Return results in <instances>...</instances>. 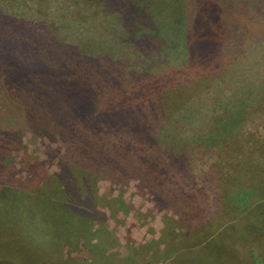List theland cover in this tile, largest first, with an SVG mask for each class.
<instances>
[{"label":"rangeland","instance_id":"rangeland-1","mask_svg":"<svg viewBox=\"0 0 264 264\" xmlns=\"http://www.w3.org/2000/svg\"><path fill=\"white\" fill-rule=\"evenodd\" d=\"M239 47L226 40L216 62L209 57L195 64L185 62L182 46L113 58L117 72L106 98L119 91L131 104L153 107L158 121L170 120L168 132H160L162 146L126 138L118 122L106 123L128 171L121 181L103 175L96 182L102 215L85 225L97 230L96 238L89 243L80 233L60 245L74 231L73 214L59 207L38 206L24 217L4 212L0 264H264V190L249 175L253 167L264 177L258 156L264 153V41ZM22 139L26 149L14 151L13 160L24 174L54 172L76 157L70 139L29 132ZM173 140L187 148L182 162H172ZM154 158L159 163L151 166ZM143 170L147 185L136 177ZM235 170L236 179L230 177ZM156 194L175 197L178 214L168 203L158 209Z\"/></svg>","mask_w":264,"mask_h":264},{"label":"trees","instance_id":"trees-1","mask_svg":"<svg viewBox=\"0 0 264 264\" xmlns=\"http://www.w3.org/2000/svg\"><path fill=\"white\" fill-rule=\"evenodd\" d=\"M229 39L238 48L264 41V0H0V214L24 217L38 206L59 207L73 214L74 231L72 240L60 245L80 233L91 243L97 230L85 226L87 219L102 215L96 210V182L103 175L121 181L128 171L120 157L125 151L109 142L105 124L118 122L126 138L159 148L161 130L172 127L170 120L151 116L153 107L131 104L119 91L106 98L117 72L113 58L182 46L188 64L209 57L216 62V52ZM24 132L70 139L76 157L59 162L54 172L24 174L13 160L14 151L26 149ZM169 149L172 162H182L187 148L173 140ZM258 156L264 159V153ZM249 175L264 190L259 170L252 167ZM147 176L143 170L136 177L146 184ZM230 177L236 179V170ZM154 199L158 209L168 203L178 214L175 197Z\"/></svg>","mask_w":264,"mask_h":264}]
</instances>
